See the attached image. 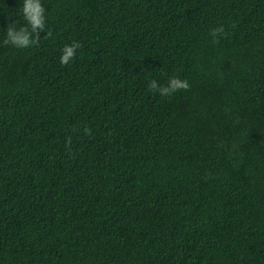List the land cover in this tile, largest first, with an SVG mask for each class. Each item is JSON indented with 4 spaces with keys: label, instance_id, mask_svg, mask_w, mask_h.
I'll use <instances>...</instances> for the list:
<instances>
[{
    "label": "trees",
    "instance_id": "trees-1",
    "mask_svg": "<svg viewBox=\"0 0 264 264\" xmlns=\"http://www.w3.org/2000/svg\"><path fill=\"white\" fill-rule=\"evenodd\" d=\"M22 2L0 0V264H264V0H41L52 35L18 49Z\"/></svg>",
    "mask_w": 264,
    "mask_h": 264
},
{
    "label": "clouds",
    "instance_id": "clouds-1",
    "mask_svg": "<svg viewBox=\"0 0 264 264\" xmlns=\"http://www.w3.org/2000/svg\"><path fill=\"white\" fill-rule=\"evenodd\" d=\"M21 13L25 21L24 26L17 27L15 23L8 25L6 31V39L4 45H11L18 49L29 48L39 43L40 33L47 30L45 39L51 37L52 30L47 27L46 9L41 0H23ZM225 33L223 27H218L210 30V35L213 37V43H219V37ZM35 34V38H33ZM82 47L80 42H74L70 46H65L62 50L60 62L62 65H68L75 58L76 52ZM190 88L187 80L179 77H171L166 85H160L156 80H151L149 83V91L159 93L162 96H171L178 91H186ZM91 128L85 127V135H91ZM71 144V139H68V145Z\"/></svg>",
    "mask_w": 264,
    "mask_h": 264
}]
</instances>
